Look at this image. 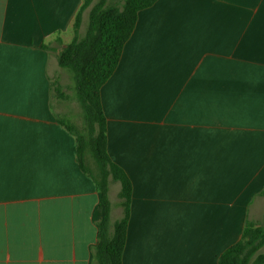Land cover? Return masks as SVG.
I'll list each match as a JSON object with an SVG mask.
<instances>
[{
    "label": "crops",
    "instance_id": "crops-1",
    "mask_svg": "<svg viewBox=\"0 0 264 264\" xmlns=\"http://www.w3.org/2000/svg\"><path fill=\"white\" fill-rule=\"evenodd\" d=\"M83 2L0 0V264H95L101 194L41 48ZM101 99L133 189L122 263L218 264L264 217V0H157Z\"/></svg>",
    "mask_w": 264,
    "mask_h": 264
},
{
    "label": "trees",
    "instance_id": "trees-1",
    "mask_svg": "<svg viewBox=\"0 0 264 264\" xmlns=\"http://www.w3.org/2000/svg\"><path fill=\"white\" fill-rule=\"evenodd\" d=\"M157 0H124L121 6L108 5V0H84L74 21V38L57 54L58 65L68 69L75 84L77 100L82 109L85 133L77 132L62 119L58 123L77 139V161L83 173L92 177L101 194L98 242L95 264H123L130 218L132 183L127 173L109 156L107 120L103 111L101 89L115 72L124 46L131 37L140 11L150 8ZM87 27L82 34L84 14ZM50 50L48 45H41ZM56 93L62 97L60 89ZM90 153L97 168L95 176L85 165ZM119 184L118 197L122 216L111 223L110 185ZM264 194V192H263ZM264 217L261 222L248 221L242 236L226 249L218 264H264Z\"/></svg>",
    "mask_w": 264,
    "mask_h": 264
},
{
    "label": "rangeland",
    "instance_id": "rangeland-1",
    "mask_svg": "<svg viewBox=\"0 0 264 264\" xmlns=\"http://www.w3.org/2000/svg\"><path fill=\"white\" fill-rule=\"evenodd\" d=\"M123 1L124 0H108V5L121 6L123 4ZM85 14L86 19L88 20V13L86 12ZM86 22L87 21H85L82 25L84 26L82 27V34H84L86 30ZM54 45L55 47L49 46L51 48L49 51H53L52 55H57L58 52H60L61 50V44L57 42ZM53 48H55L56 50H53ZM58 71L59 72L54 76L53 79L54 82L60 81L58 88L62 93L61 97L59 94L53 92V96L56 97V99L53 101L54 103H57V105L55 106V110L57 112V119H62L65 122L69 123L77 132L85 133V122L83 119L82 109L76 97L73 75L68 69H64L61 67ZM85 165L87 168H89V170H91V172H93L95 176L97 175V168L90 153H86L85 155ZM119 190V184L112 183L110 185L109 197L112 203L111 223H114V221L119 220L122 216V209L120 207V200L118 197ZM263 251L264 247L261 249V252Z\"/></svg>",
    "mask_w": 264,
    "mask_h": 264
}]
</instances>
